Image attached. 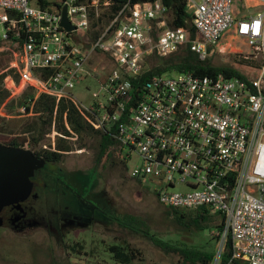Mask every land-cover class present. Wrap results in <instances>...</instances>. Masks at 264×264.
<instances>
[{"label":"built area","instance_id":"1","mask_svg":"<svg viewBox=\"0 0 264 264\" xmlns=\"http://www.w3.org/2000/svg\"><path fill=\"white\" fill-rule=\"evenodd\" d=\"M240 1L259 8L240 14L237 0H184L194 38L170 25L160 0H125L113 10L110 0H0V41L14 47L9 67L20 91L33 94L18 104L23 115L39 95L70 100L126 159L137 155L129 176L153 182L159 204L205 208L222 221L231 258L264 264V0ZM64 7L71 30L61 24ZM226 34L259 56L250 81L151 71L158 57L185 47L204 60ZM85 75H100L103 100L73 95Z\"/></svg>","mask_w":264,"mask_h":264},{"label":"rangeland","instance_id":"2","mask_svg":"<svg viewBox=\"0 0 264 264\" xmlns=\"http://www.w3.org/2000/svg\"><path fill=\"white\" fill-rule=\"evenodd\" d=\"M236 8L240 14H252L259 7L244 6L243 1L237 0ZM2 46L4 48L0 46V51H10L7 43ZM10 56L13 60V51ZM209 57L214 64L230 63L243 58L255 61L259 59L243 40L232 34H226ZM4 58L0 56V64ZM10 64L5 63L6 66L0 67V73L9 69ZM256 68L257 66L249 65L245 70L254 75ZM99 78L100 75H85L73 88V95L83 104L94 99L103 100ZM2 84L9 95L4 103L0 104V143L13 136L24 138L26 143L29 135L17 130L30 119L15 105L16 95L20 91L18 77L10 72L3 78ZM58 135L52 127L50 132L45 134L42 143L47 147L51 143L52 147ZM65 138L71 141L73 147L65 152L63 166L68 170L77 169V172L83 173L93 169L96 157L95 142L88 139L85 146L78 148L75 135ZM126 151L122 149V159H126L123 156ZM138 162L139 158L133 151H130L126 160V170L114 156L105 158L99 165L95 187L90 192L79 191L88 205L91 204L89 206L106 204V207H110L111 215L118 220L115 218V221L111 222L105 215L97 213L98 211H92L74 202L64 208L60 221L47 226L27 227L21 232L2 229L0 264H121L115 261L108 251V247L113 244L139 251L138 258L133 259L130 264H182L177 253L160 248L155 239L173 244L204 245L208 238L215 236V228L210 226L204 231H196L176 223L158 203L153 192L155 184L150 180L141 183L129 176L131 166ZM89 185L88 182L86 187ZM181 189L182 186L177 185L170 190ZM102 198L108 201L105 203ZM217 221L215 218L213 223L216 224ZM118 222H122L124 227ZM126 225H129L130 229ZM211 243L217 252L213 264H219L221 242L214 239Z\"/></svg>","mask_w":264,"mask_h":264},{"label":"trees","instance_id":"3","mask_svg":"<svg viewBox=\"0 0 264 264\" xmlns=\"http://www.w3.org/2000/svg\"><path fill=\"white\" fill-rule=\"evenodd\" d=\"M39 1L40 3H47V0ZM110 1L112 2L111 8L113 10L125 0ZM160 1L163 5L168 7L169 13L171 15L170 25L185 26L188 28L190 37L199 38L194 29L191 27L190 16L185 11L184 0ZM3 43H7L10 46L8 47L10 51H7L6 49H2L5 51H0V56L2 55L5 57L0 64L1 68L6 66L5 63L10 64L12 62L10 52H12L14 48L12 44L5 41H0L1 47H3ZM208 50H210V48H208ZM155 63L156 64L152 67V72L192 71L200 75H233L241 77L246 81H250L256 77L257 68L254 75H250L248 71L245 70V67L249 65L259 67L260 59L255 61L253 59L243 58L241 60L235 59V61H231L230 63L214 64L212 63L210 57L201 60L195 51L185 47L168 56L158 57ZM10 72H12V70L9 68L0 73V104L4 103L9 95V92L3 87L2 83L3 78ZM16 96L17 101L15 105L18 108L19 103L28 101V99L32 98L33 94L27 88H24L23 90L19 91ZM26 111H31V114L27 115V118L30 119H27V121L20 125L17 130H19V132L22 134L29 135L27 142L25 143L24 138L13 136L10 137L9 140L5 141L4 144L19 147L27 146L35 154H52L60 157L63 156L64 152L70 151L73 147L71 141L65 138V136L75 135L78 148L85 146V141L88 139L95 142L96 157L94 160L93 169L87 173L79 171L74 176L76 187L79 190L90 192V190L95 187V177L97 176L99 165L105 158L114 156L119 162L122 163L123 169L126 170L125 163L127 159L121 158L122 147L119 145L118 141L108 133L96 130L90 124H88L70 100L62 98L59 101H56L52 97L39 95L34 100L31 107L29 105L26 106ZM52 127L62 136L58 135L56 137L52 147L51 143H49V149L43 147L44 144L42 141L45 138V134L49 133ZM135 179L141 183L143 182L142 179ZM88 182L90 185L86 187ZM102 201L106 203L108 200H104L102 198ZM164 210L167 215H169L179 225H184L187 228L190 227L196 231H204L211 226L215 228L216 234L215 236L208 238L204 245L173 244L169 241L155 239L157 240V245L164 250L177 253L182 264H213L215 258L217 257V252L211 242L214 239L220 240L219 231L222 228V221H217V223L214 224L213 220H215V218L205 208L177 209L164 207ZM103 214L109 221H115L116 217L111 215L109 206L105 208L103 207ZM118 223L124 227L122 222ZM126 227L129 228V225H126ZM108 251L111 253L112 258L121 264H130L133 259L138 258L139 254L137 249L119 244L110 245L108 247ZM218 257L219 264H247L246 261L242 260L241 258H231L230 238L225 241Z\"/></svg>","mask_w":264,"mask_h":264},{"label":"flooded vegetation","instance_id":"4","mask_svg":"<svg viewBox=\"0 0 264 264\" xmlns=\"http://www.w3.org/2000/svg\"><path fill=\"white\" fill-rule=\"evenodd\" d=\"M0 144L7 145L4 142ZM43 147L49 148L46 145ZM33 154L42 163L26 179L30 185L28 195L0 209V231L8 228L21 232L27 227L47 226L60 221L64 208L73 205L74 202L104 215L103 207L105 208L106 204L89 206L91 204L88 205L79 194L81 190L76 187L74 180L77 169L68 170L63 166L65 152L60 157L52 154L34 152Z\"/></svg>","mask_w":264,"mask_h":264},{"label":"water","instance_id":"5","mask_svg":"<svg viewBox=\"0 0 264 264\" xmlns=\"http://www.w3.org/2000/svg\"><path fill=\"white\" fill-rule=\"evenodd\" d=\"M61 24L67 30L73 29L62 10ZM89 47L88 43L84 44ZM42 163L33 152L25 147L0 144V209L18 199H23L30 191L27 177Z\"/></svg>","mask_w":264,"mask_h":264}]
</instances>
